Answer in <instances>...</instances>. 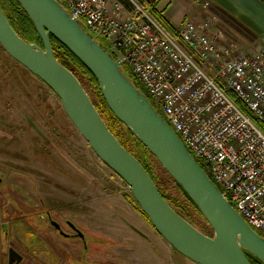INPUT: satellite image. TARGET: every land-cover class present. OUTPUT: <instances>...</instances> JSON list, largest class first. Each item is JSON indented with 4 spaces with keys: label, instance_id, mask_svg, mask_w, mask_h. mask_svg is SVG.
<instances>
[{
    "label": "water",
    "instance_id": "obj_1",
    "mask_svg": "<svg viewBox=\"0 0 264 264\" xmlns=\"http://www.w3.org/2000/svg\"><path fill=\"white\" fill-rule=\"evenodd\" d=\"M16 1L42 46L23 40L0 6V47L52 90L92 152L130 188L157 233L196 264H252L246 253L264 264V237L232 207L108 48L57 0ZM50 35L92 73L109 110L192 200L212 230L210 236L167 203L140 162L111 133L77 77L56 60ZM21 261L9 248L8 264Z\"/></svg>",
    "mask_w": 264,
    "mask_h": 264
},
{
    "label": "rangeland",
    "instance_id": "obj_2",
    "mask_svg": "<svg viewBox=\"0 0 264 264\" xmlns=\"http://www.w3.org/2000/svg\"><path fill=\"white\" fill-rule=\"evenodd\" d=\"M191 19L198 22L201 17ZM223 21L217 20V27L225 33L219 46L225 49L231 40L244 52L256 53L259 48L255 51L254 44L246 45L252 35L242 34L246 39L238 33L244 31L243 26L232 24L227 29ZM228 33L235 34L234 38L228 39ZM0 151V173L4 175L0 189L9 187L12 198L3 195L7 202L0 198L2 210L20 221L11 229L10 245L21 248L29 258L20 264H54L53 255H59L61 247L54 240L44 243L40 237L53 233L66 247L72 241L55 232L44 212H39L41 207L50 209L67 231L66 220L82 231L85 239L78 238L77 264H194L173 250L130 202L129 187L92 152L52 90L1 47ZM26 207H33L36 214H28ZM12 238L18 239L13 243ZM83 241L88 245L86 252ZM47 250L52 251L50 259L44 254ZM66 260L62 264H69ZM0 264H6L3 254Z\"/></svg>",
    "mask_w": 264,
    "mask_h": 264
},
{
    "label": "built area",
    "instance_id": "obj_3",
    "mask_svg": "<svg viewBox=\"0 0 264 264\" xmlns=\"http://www.w3.org/2000/svg\"><path fill=\"white\" fill-rule=\"evenodd\" d=\"M57 1L130 69L237 212L264 234V41L254 54L233 43L220 48L208 23L191 22L179 41L136 0H128L132 10L117 0Z\"/></svg>",
    "mask_w": 264,
    "mask_h": 264
},
{
    "label": "trees",
    "instance_id": "obj_4",
    "mask_svg": "<svg viewBox=\"0 0 264 264\" xmlns=\"http://www.w3.org/2000/svg\"><path fill=\"white\" fill-rule=\"evenodd\" d=\"M123 3L127 9H132V5L128 0H117ZM145 13L158 25L164 32L174 39L180 41V29L175 27L164 15V10L160 8L159 1L154 0L149 2L147 0H136ZM264 5V0H257ZM0 6L3 9L8 21L10 22L16 33L25 41L36 43L42 46L41 39L37 35L33 23L30 21L28 15L23 11L16 0H0ZM54 56L58 62L69 69L80 81L81 85L89 95L91 102L100 114L103 121L111 133L118 139L120 144L131 153L148 172L154 185L157 187L160 194L167 201V203L186 221L200 230L206 235H211L212 231L208 227L206 221L198 211L192 200L186 193L177 185V183L164 171L155 158L147 151V149L131 134V132L114 116V114L107 107L98 87L97 80L92 73L83 65V63L73 55L67 48L62 46L53 36L50 35ZM104 45L105 43L102 42ZM106 46V45H105ZM129 76L131 72L125 68ZM133 77V76H132ZM134 83L143 92L144 89L133 77ZM229 97L234 103L246 114L249 115L244 105L231 92ZM146 95V94H145ZM147 96V95H146ZM148 97V96H147ZM150 99V98H149ZM150 101H152L150 99ZM258 127L262 128L260 124ZM263 129V128H262ZM205 171L208 172L206 166L203 165ZM172 188H174L177 196ZM130 202L137 208L139 213L146 219L147 217L137 206L136 202L130 196ZM35 239V238H34ZM32 239V240H34ZM248 259L252 264H262L253 256L247 254Z\"/></svg>",
    "mask_w": 264,
    "mask_h": 264
},
{
    "label": "crops",
    "instance_id": "obj_5",
    "mask_svg": "<svg viewBox=\"0 0 264 264\" xmlns=\"http://www.w3.org/2000/svg\"><path fill=\"white\" fill-rule=\"evenodd\" d=\"M147 1L152 2L154 0H147ZM158 1H159L158 6L164 10L165 17L175 27H179L186 20L192 21L191 18L193 17L195 18L201 17V20H203L207 17L214 16L217 18L218 21L222 22L223 20H225L229 25L228 27H226L227 29H229V27H232L231 26L232 24L243 26L244 31L243 32L239 31L238 33L241 35L242 34L252 35V37L250 38V42L248 44L246 43V45L248 46L250 44L251 45L254 44L256 47L255 48L252 47L253 50L256 51L259 48L260 42L264 41V5L258 2L257 0H158ZM220 29L224 33L222 27ZM232 29L230 31H232ZM234 35L235 34L228 33L227 38L229 37L230 39H232L234 38ZM242 36L248 39L246 36L244 35ZM241 40L245 42L243 39Z\"/></svg>",
    "mask_w": 264,
    "mask_h": 264
},
{
    "label": "flooded vegetation",
    "instance_id": "obj_6",
    "mask_svg": "<svg viewBox=\"0 0 264 264\" xmlns=\"http://www.w3.org/2000/svg\"><path fill=\"white\" fill-rule=\"evenodd\" d=\"M1 153V151H0ZM3 173H0V185L3 182ZM9 187L4 188V189H0V198H2L3 195H6L7 198L8 196L10 197L9 200H11V193H9ZM3 199V198H2ZM1 199V200H2ZM0 200V243H1V248H0V257L3 254L6 257V264H8V249L9 248H13L15 251H17V253H19L22 257V261H26L29 258H27L24 255V252L21 250V248H17L16 246L10 245V240H9V236L12 234L11 233V229H15V225L19 224V218L14 219L13 217V213L9 214L6 213L4 215V210H2L3 206L1 203H3ZM5 200V202H7L8 199H3ZM22 207V206H21ZM33 207H26L25 210H27L29 213L28 214H33L35 212V210L32 209ZM44 212V217L46 218V220H48L49 225L55 230V232H57L58 234H60L63 238L65 239H69L72 241L67 245V247L64 245L65 241L61 240V238L56 237L55 234H50V236H43L40 237L42 239V242L45 241L44 243H52V240H54L55 244L58 245V247H61L60 249H62L61 253L59 255H53L55 261L54 264H62V261L65 259H67L66 261L69 264H74L73 262H71L72 258H74L75 263L77 264V261L79 260L78 258V238H82L85 239V237H79L78 231H77V225H74L71 221L66 220L65 225L69 227V231H67L66 229L63 228V226L61 225V223H59L58 221H56L52 216V212L51 210H47L45 207L44 208H40L39 212ZM37 212V211H36ZM35 212V214H36ZM42 216V215H41ZM51 222H55L59 225V228L57 229L54 225L51 224ZM74 225V227H73ZM4 233V234H3ZM13 235V234H12ZM18 238H12L11 241H13V243L15 241H17ZM49 240V241H48ZM4 247H6V251L3 249ZM54 247V246H53ZM57 247V246H56ZM88 247L87 243L85 244V242L83 241L82 244V249L86 252V248ZM69 252V253H68ZM52 251L51 250H47L46 252H44L45 256L50 259L49 257L51 256ZM67 254H69V258H67ZM53 260V259H52ZM21 263V262H20ZM19 263V264H20ZM83 262H81L82 264ZM84 264H99L96 261H92L90 263L85 262Z\"/></svg>",
    "mask_w": 264,
    "mask_h": 264
},
{
    "label": "bare ground",
    "instance_id": "obj_7",
    "mask_svg": "<svg viewBox=\"0 0 264 264\" xmlns=\"http://www.w3.org/2000/svg\"><path fill=\"white\" fill-rule=\"evenodd\" d=\"M158 26V25H157Z\"/></svg>",
    "mask_w": 264,
    "mask_h": 264
}]
</instances>
